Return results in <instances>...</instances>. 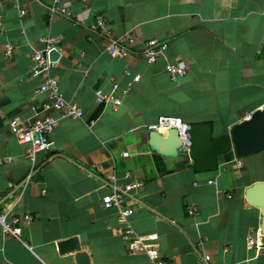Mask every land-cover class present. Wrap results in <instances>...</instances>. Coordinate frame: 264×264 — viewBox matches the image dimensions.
I'll list each match as a JSON object with an SVG mask.
<instances>
[{
    "label": "crops",
    "instance_id": "0c3cea01",
    "mask_svg": "<svg viewBox=\"0 0 264 264\" xmlns=\"http://www.w3.org/2000/svg\"><path fill=\"white\" fill-rule=\"evenodd\" d=\"M60 1L69 16L52 14L53 0H0V211L32 216L21 222L20 240L4 237L0 225V264H75L76 250L59 253L65 240H75L89 264H148L145 256L127 253L115 233L116 210L101 204L110 186L133 181L143 186L133 195L130 224L139 234L156 233L165 258L264 264V246H246L262 217L245 197L248 187L264 182V151L244 158L229 151L218 157L216 170L197 172L189 154L151 150L147 129L159 116H173L188 125L209 123L218 137L262 109L264 0ZM96 17L106 19L111 37L166 43L164 56L155 64L110 57L106 36L86 27ZM41 36L62 37L51 73L83 116L59 119L50 135L52 158L38 154L32 167L8 121L32 120L31 106L44 100L29 74ZM6 44L13 46L9 59ZM165 62L189 69L173 81ZM124 70L140 81L116 110L97 106L95 91H108L112 82L122 89ZM191 207L197 215L187 214Z\"/></svg>",
    "mask_w": 264,
    "mask_h": 264
},
{
    "label": "built area",
    "instance_id": "2783aa9c",
    "mask_svg": "<svg viewBox=\"0 0 264 264\" xmlns=\"http://www.w3.org/2000/svg\"><path fill=\"white\" fill-rule=\"evenodd\" d=\"M25 10H20V15H25ZM52 14L69 16L60 0H53L51 7ZM87 29L98 36H106L107 44L105 50L107 54L116 59H129L140 56L148 64H155L160 57H163L167 50V44L158 42L155 39H149L141 42L131 34H123L118 37L109 36V25L106 19L96 17L87 25ZM1 28V20H0ZM61 36H41L37 41L43 48L34 50L30 57L29 74L39 80L37 93L44 96V100L39 104L31 106L34 116L28 122H18L15 119L8 121V128L15 137L18 144L24 148V157L30 162L31 166L36 165V156L38 154L49 155L48 160L52 158V143L50 135L57 126L59 119L78 120L83 116V110L76 104L66 101L61 94L56 78L51 73V69L56 61L51 59L52 52H60L59 42ZM141 44L139 49L137 44ZM13 53V46L6 44L4 57L9 59ZM189 67L177 63L165 62L164 71L175 81L182 78L187 73ZM123 75L127 77L125 86L119 89V86L112 82L108 91L101 88L95 91V104L97 106L110 105L116 110L122 104V97L129 94L136 83L140 81V75H132L129 70H124ZM57 114V116H55ZM190 125L185 123L179 117L159 116L155 124L148 126V131H157L167 133L174 129L177 131L182 146L180 152L189 154L191 143L189 141L188 129ZM237 166H241V161H237ZM143 184L139 181H133L124 184L122 187L110 186L109 192L101 198L102 207L106 210L115 209L119 227L115 233L126 245L129 255H143L147 258L148 264H176L165 258L156 246L158 235L156 233L139 234L135 232L130 224L134 209L132 202L135 200L133 195L142 188ZM44 193V192H43ZM187 214L195 216L198 214L197 208L187 209ZM32 216L26 214L20 218L16 216L8 217L0 211V225L4 237L11 236L20 240L22 227L21 222L30 223ZM264 234L261 229L250 232L246 237V246L249 249L259 250L264 246ZM210 256L204 255L197 264H209Z\"/></svg>",
    "mask_w": 264,
    "mask_h": 264
},
{
    "label": "water",
    "instance_id": "95a60500",
    "mask_svg": "<svg viewBox=\"0 0 264 264\" xmlns=\"http://www.w3.org/2000/svg\"><path fill=\"white\" fill-rule=\"evenodd\" d=\"M51 59L56 60L57 52L51 53ZM191 148L189 157L194 162L193 168L197 172L213 171L217 169L218 157L233 151L237 158L264 151V106L251 116L234 125L227 134L214 137L209 123L190 125L188 129ZM149 146L151 150L167 157H174L180 152L182 141L176 130L171 129L166 135L157 131H150ZM248 202L258 208L261 213V231L264 234V182H257L245 190ZM59 253L65 254L77 251L75 264H89L85 252H80L75 240H65L57 244Z\"/></svg>",
    "mask_w": 264,
    "mask_h": 264
}]
</instances>
